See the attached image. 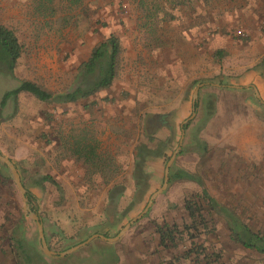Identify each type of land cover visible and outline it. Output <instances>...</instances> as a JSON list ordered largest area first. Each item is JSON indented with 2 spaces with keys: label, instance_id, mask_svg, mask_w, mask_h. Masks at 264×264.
<instances>
[{
  "label": "rangeland",
  "instance_id": "1",
  "mask_svg": "<svg viewBox=\"0 0 264 264\" xmlns=\"http://www.w3.org/2000/svg\"><path fill=\"white\" fill-rule=\"evenodd\" d=\"M167 6L174 7L172 16L178 22L164 29L176 39L170 69L173 108L160 100L159 93L154 95V19L160 14L154 9ZM145 22L152 28H143ZM0 25L13 31L22 47L14 75H0V98L24 80L53 94H68L78 86V68L96 45L114 35L121 47L119 75L110 95L50 103L20 94L1 110L0 153L15 165L31 194L30 208L39 212L50 250L63 252L94 234L112 238L142 212L163 183L166 164L181 140V122L193 113L191 100L184 110L177 108L180 89L189 78L203 86L169 175L177 171L196 175L211 197L264 235V105L260 103L264 100L260 95L258 100L251 88L228 87L247 86L241 80L252 81V72L264 80V0H82L76 5L67 0H0ZM193 25L201 26L197 30L206 49L203 61L187 59V53L179 50L180 32ZM217 50L224 53L220 60L214 55ZM199 84L189 85L191 97ZM126 87L128 98L122 100ZM104 98L111 102H101ZM208 100L215 101L210 118L218 113L209 127ZM154 113L165 114L159 120L164 129L151 134V142L142 130L147 125L152 132L147 122ZM200 138L207 146L205 154L198 145ZM78 140L115 157L120 172L112 183L123 189L115 203L105 200L106 190L91 187V204L81 206L77 197L81 191L67 181H61L64 193L49 183L41 189L34 186L39 176L59 174L62 156H69ZM162 141L168 142L159 160L145 166L143 196L132 197L135 187L126 186L128 190L124 184H132L135 147L145 144L154 152ZM198 192L196 182L169 180L148 213L116 242L94 239L65 258H52L41 252L37 225L24 214L20 192L0 162V264H15L9 240L15 228L32 256L30 264H158L182 251H157L156 226L180 225L185 218L183 198ZM213 221L215 233L209 242L225 264H264V256L229 239L222 216L213 214Z\"/></svg>",
  "mask_w": 264,
  "mask_h": 264
},
{
  "label": "trees",
  "instance_id": "2",
  "mask_svg": "<svg viewBox=\"0 0 264 264\" xmlns=\"http://www.w3.org/2000/svg\"><path fill=\"white\" fill-rule=\"evenodd\" d=\"M67 1L70 4L76 5L82 0ZM21 53V44L13 31L0 25V75L3 74L8 77L14 75V69ZM214 55L220 60L224 53L222 50H217ZM120 64L121 47L119 40L114 35H110L107 40L99 43L92 49L88 60L78 68L76 76L78 86L73 91L68 94H53L32 81H20L15 88L4 92L1 96L0 115L6 103L9 100L15 101L20 94H28L40 102L50 103H76L81 99H89L113 85L114 81L118 78ZM214 104V100H208L206 102L207 114L205 121H208L213 115L215 111ZM187 127L188 124L183 129L185 130ZM145 134L149 141L152 142L153 138L146 132ZM166 142H159L154 152L150 151L145 144H138L135 147L134 170L132 173V178L135 181V191L132 197L136 198L139 196L140 198L143 196L142 184L145 181L144 173L146 163L153 158L157 159L161 157V152L163 153V149H165L167 144ZM198 143L199 148H202L205 154L207 147L201 142ZM82 150L88 155L86 159L93 163L96 175L104 179L105 184L109 183L115 175V171L110 172V169L114 167L113 158L103 156L104 154L102 153L98 154L93 147H84ZM20 179L25 188L21 177ZM169 180L196 182L200 186V192L183 198L182 208L185 218L180 225L164 222L162 225L156 226L155 233L157 242L155 248L157 251H182L181 254L169 260H161L158 264H225L222 261L221 253L215 252L212 242H209V239L215 233L213 214L223 217L228 227L230 240L242 246L244 249L252 250L264 256V235L259 230L253 231L252 227L246 221L240 219L233 210L222 206L211 197L200 178L184 171H177L169 175ZM46 182L54 185L59 192H62L60 186L49 175L39 176L33 184L41 189ZM122 192V188L114 185L107 191L108 199L112 203H115L118 201L115 199L117 197L120 198L123 194ZM26 197L29 204H31L33 202L32 196L28 191H26ZM16 230L17 228L12 231L9 239L11 240L10 245L14 252V263L30 264L32 256L26 249L25 242L16 236ZM104 236L107 237V235Z\"/></svg>",
  "mask_w": 264,
  "mask_h": 264
},
{
  "label": "crops",
  "instance_id": "3",
  "mask_svg": "<svg viewBox=\"0 0 264 264\" xmlns=\"http://www.w3.org/2000/svg\"><path fill=\"white\" fill-rule=\"evenodd\" d=\"M158 8H159V9H157L158 11L155 10L156 7L154 9V12L155 11H156V13L160 12V14L157 17H155V19H154V45H153V47H154V95H157L159 93L161 96L160 100L165 101V104L167 107L170 105L171 108H173L174 107V101H175L174 72L172 71L173 68H171V67H173V65H174L173 60H174V54H175V47H176L175 41H176V39L174 40V38H173L174 37L173 32L169 33L167 31L169 30V26H170V28H173L174 24H178V22H174L175 18L172 16V12H173L174 7L167 6L166 8L162 9L163 8V6H162V8H160V7H158ZM169 13H171L170 16H169ZM163 14H165V15H163ZM141 26L143 28H146V29L152 28L151 23H149V22H145ZM164 29H166L167 31H165ZM197 29H201V26L193 25L187 31L180 32L179 36H180V43H182V46L179 47L180 48L179 50L182 54H184L185 52L187 53V59L191 58V60L197 59L199 61H201V60L203 61L205 56H206V49H205V45H202V44H204L202 42L203 34L201 33V31H199ZM169 35H170V37H168ZM263 61H264V59H263ZM170 69H172V70H170ZM252 73H250L251 77L254 78L252 81H247V80L243 79V80H241V83L247 84V86H245V87L251 88L254 91V93H257V94L259 93L258 96L260 95V97L264 100V80H261L260 74L257 73L258 75L256 76L255 73H253V74ZM169 77H170V82H169ZM115 81H114V83H115ZM114 83L110 88H108L107 90H104L102 92H99L96 95L98 97H102V96L106 97V96L110 95V93H111L110 91L114 87ZM190 84L196 85V84H199V82L196 81V78H192L191 80L189 78V79H187L186 84H185V82L183 83V87L180 89V93L181 92L182 93H181V97L179 99V106L177 107L180 110H184L186 108L187 104H189L190 100L192 101V105H193V94L191 97L190 92H189V90H190L189 85ZM169 85H171V86L169 87ZM186 85H188L189 87L188 86L185 87ZM199 85H203V84H199ZM122 89L123 90L121 91V93H123V94L121 95V97H122L121 99L123 100L124 97L125 98L127 97V92H129V90H127V87L122 88ZM199 90H198V94H199ZM163 95H164V97H163ZM95 96H93V97H95ZM93 97H91L89 99H92ZM257 99L259 100V98H257ZM96 100L99 101V99H97V98H96ZM157 100H159V99H157ZM100 101L103 103L104 102H107V103L111 102V100L105 99V98L100 100ZM260 103H262L264 105V102L260 101ZM92 105L94 106L96 104L92 103ZM166 106L164 105V107H166ZM157 107H159V106H157ZM153 115H154L153 119L148 120V122H147L148 125L152 126L150 128V129H152V132L148 131V128L146 127L147 125L145 127L143 126V130H142L144 134L146 132L149 136H151V138H153L151 134H154V133L156 134L157 131L159 132L162 129H164L162 127V126H164V124L160 125L159 120H161V117L164 116L165 114L154 113ZM167 115H169L171 117L172 113H168ZM217 115H218V113L212 119L211 118L209 119V121L207 122L208 127L217 118ZM184 121H182L181 124ZM170 123H171V125H174L175 119L174 120L172 119V121ZM159 126H161V127L159 128ZM172 131H173V129H172ZM202 139L200 138V142L204 141ZM153 140H154V138H153ZM205 140H206V138H205ZM79 141L80 140L77 141V145H75L74 147H71L69 149V152H70L69 156L68 155L62 156V158L60 160L59 174H57V176H53V175H49V176L52 177V179L60 186V188H62V186H63L61 184V181H67L68 186L71 184V185L75 186L76 188H78V190L81 192H78L77 197L80 201L79 204L81 206H83L86 204L87 205L91 204V200L90 201L88 200L89 198L90 199L92 198V194H90V192H89V189L91 187L106 190L105 200L108 198L107 191L112 186L119 185V187H120V184L112 183L115 179L118 178V173L120 172V170L118 169V166L115 169V163H113L114 167L110 169V172L115 171L114 178L111 179L109 181V183L105 184V180L96 175V173H95L96 170L93 166V163L86 159V157H88V155L86 154V152L84 150H82V149H84V147H93L94 148V146H90L88 144H86V145L80 144ZM87 152H88V150H87ZM97 153L100 154L99 152H97ZM102 154H104L103 156L113 158V160L115 158L112 154H108L105 152ZM90 158H91V156H90ZM131 159H132V165H133L131 173H130V178H131L132 184L125 183L124 186L125 187L129 186L130 188H133V187H135V181L132 178V173L134 170V153L131 155ZM158 160H159V158H157V159L153 158L152 160L148 161L146 163V165L148 163H151V162L153 163V162H156ZM45 184H47V182ZM126 189L129 190L128 187H126ZM62 191H63V189H62ZM63 193H64V191H63Z\"/></svg>",
  "mask_w": 264,
  "mask_h": 264
},
{
  "label": "water",
  "instance_id": "4",
  "mask_svg": "<svg viewBox=\"0 0 264 264\" xmlns=\"http://www.w3.org/2000/svg\"><path fill=\"white\" fill-rule=\"evenodd\" d=\"M203 85H199L194 93H193V113L192 115L186 119L182 124H181V140L179 142V145L177 147V149L173 152L172 156L170 157V159L168 160L166 167H165V172H164V178H163V183L161 185V187L156 190L153 194H151L146 206L144 207V209L142 210V212L140 214H138L137 216H135L134 218H132L131 220H129L122 228L121 230L112 238H108L105 237L104 235H100V234H94L91 237H89L87 240H85L84 242L73 246L63 252H53L52 250H50L47 246V243L45 241V237H44V232H43V226H42V221L39 215V212H34L31 210L28 199L26 197V190L23 187L22 183H21V179H20V175L18 173L17 168L15 167V165L7 158H5L4 156L1 155L0 153V162L2 164H4L10 171L12 178L14 180V183L18 189V191L20 192L21 198H22V202H23V212L24 214L31 218L32 220H34V222L37 225V230H38V239H39V243H40V248H41V252L43 254H45L48 257H52V258H65L71 254H73L75 251H77L78 249H80L83 246H86L89 242H91L94 239H100L104 242L107 243H114L116 242L120 237H122L128 230L129 228L135 224L136 222H138L139 220H141L149 211V209L151 208V206L154 203V200L161 195L167 188L168 185V181H169V171H170V167L173 164L177 154L179 153L180 149H181V144H182V139L184 136V129L183 127L188 124L195 116V111H196V106H197V97H198V90L200 89V87H202ZM230 88H234V89H244V88H248V87H235V86H228ZM256 97H258L257 93H255Z\"/></svg>",
  "mask_w": 264,
  "mask_h": 264
}]
</instances>
